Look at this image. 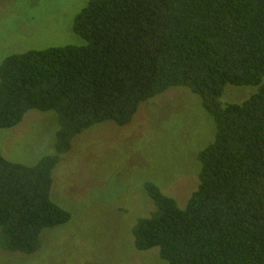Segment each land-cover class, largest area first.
I'll return each instance as SVG.
<instances>
[{"label": "trees", "instance_id": "trees-1", "mask_svg": "<svg viewBox=\"0 0 264 264\" xmlns=\"http://www.w3.org/2000/svg\"><path fill=\"white\" fill-rule=\"evenodd\" d=\"M74 31L83 46L30 50L0 66V130L29 111L54 113V153L28 166L0 151V248L41 250L44 230L71 215L51 197L53 173L93 128L132 123L172 88L200 100L216 125L198 154L199 184L184 207L144 184L153 205L130 235L167 264H264V0H91ZM227 86L259 87L223 105Z\"/></svg>", "mask_w": 264, "mask_h": 264}, {"label": "rangeland", "instance_id": "rangeland-1", "mask_svg": "<svg viewBox=\"0 0 264 264\" xmlns=\"http://www.w3.org/2000/svg\"><path fill=\"white\" fill-rule=\"evenodd\" d=\"M90 1L0 0V66L30 50L83 46L74 24ZM258 91L227 86L221 102L241 104ZM56 128L54 113L29 111L17 127L0 130V151L32 166L54 153ZM215 134L201 100L172 88L143 104L131 124L107 123L79 135L53 173L51 193L71 221L44 230L34 255L0 248V264H167L159 249L136 250L129 233L153 211L144 184L155 183L184 207L199 184L198 154Z\"/></svg>", "mask_w": 264, "mask_h": 264}]
</instances>
